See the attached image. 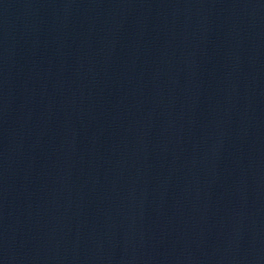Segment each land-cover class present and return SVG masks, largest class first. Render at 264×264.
Returning <instances> with one entry per match:
<instances>
[{
    "label": "water",
    "instance_id": "water-1",
    "mask_svg": "<svg viewBox=\"0 0 264 264\" xmlns=\"http://www.w3.org/2000/svg\"><path fill=\"white\" fill-rule=\"evenodd\" d=\"M0 264H264V0H0Z\"/></svg>",
    "mask_w": 264,
    "mask_h": 264
}]
</instances>
